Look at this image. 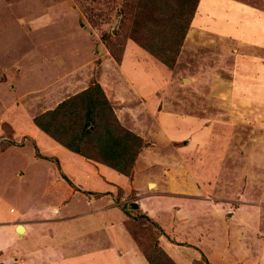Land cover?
Masks as SVG:
<instances>
[{
	"label": "rangeland",
	"instance_id": "obj_1",
	"mask_svg": "<svg viewBox=\"0 0 264 264\" xmlns=\"http://www.w3.org/2000/svg\"><path fill=\"white\" fill-rule=\"evenodd\" d=\"M202 2L198 0L174 65L151 57L158 66L155 113L161 108L159 115L167 116L166 130H173L177 120L189 135L164 144L153 136L145 140L155 142L157 157L168 153L165 147L174 151L176 160L183 157L172 162L191 175V185L205 202L198 212L205 221L198 214L192 219L206 224V234L223 237L222 258L237 257L238 248L232 246L238 240L246 257L233 264H264V0H204L205 7ZM140 4L0 0V198L7 214H15L10 207L16 212L35 207L43 197L40 175L29 156L51 160L32 140L24 145L23 123L35 124V116L89 79L95 81L101 70L115 77L124 56L131 54L139 63L150 57L131 38ZM134 43L146 56L132 49ZM120 96L110 101L113 109L129 104ZM23 219L16 218V227ZM154 232L156 238L161 235L159 228ZM14 246L10 241L0 245V264H22L29 257L27 248L18 247L14 260Z\"/></svg>",
	"mask_w": 264,
	"mask_h": 264
},
{
	"label": "crops",
	"instance_id": "obj_2",
	"mask_svg": "<svg viewBox=\"0 0 264 264\" xmlns=\"http://www.w3.org/2000/svg\"><path fill=\"white\" fill-rule=\"evenodd\" d=\"M131 47L137 54L146 56L137 45ZM130 56H124L118 66L120 73L115 77L105 69L95 78L109 101L124 96L129 104L114 108V112L123 114L124 119L118 117L120 123L145 141L130 175L67 149L33 123L21 126V131H25L24 145L32 140L37 150L51 160L38 159L33 153L29 156L34 171L40 175L43 197L37 206L17 212L10 207L15 214H7L6 202L0 198V245L8 241L15 245L10 255L14 260L19 257L18 247L29 251L22 264H152L146 253L150 248H156L155 254L158 248L163 250L169 260L163 264H233L232 261L246 257L239 252L240 243L235 240L232 249L238 248L237 257L231 256L230 261L222 258L223 237L216 234L217 229L216 235L204 232L207 231L206 224L202 225L205 220H201L198 212L204 210L205 202L200 200L199 189L191 185V175L173 164L176 160L173 150L165 147L168 153L157 157L155 142L153 145V141L146 142L149 136L164 144L189 134L178 128L181 121L177 120L173 130H166L167 116L159 115L161 108L156 109L158 115L155 113L160 101L155 93L158 71L155 58L150 55L139 63ZM104 67L109 66L104 63ZM128 69L131 73L126 72ZM90 80L67 97L88 87L93 82ZM146 145L150 146L149 151ZM142 152L146 158L140 156ZM180 158L182 162L184 159ZM19 174L23 178L24 174ZM201 189L205 192L203 186ZM132 201L137 203V209L129 208ZM193 216L202 222L193 221ZM16 218H24L19 232L14 224ZM113 225L117 228L112 234L109 227ZM155 228L161 230L158 238ZM156 256L152 259L158 262Z\"/></svg>",
	"mask_w": 264,
	"mask_h": 264
},
{
	"label": "trees",
	"instance_id": "obj_3",
	"mask_svg": "<svg viewBox=\"0 0 264 264\" xmlns=\"http://www.w3.org/2000/svg\"><path fill=\"white\" fill-rule=\"evenodd\" d=\"M197 3L198 0H141L131 38L154 58L172 67ZM33 121L67 149L125 175L131 174L144 143L120 123L97 81L35 116ZM155 250L150 248L146 252L152 264L169 261L163 250L158 248V254ZM154 255L158 262L152 259Z\"/></svg>",
	"mask_w": 264,
	"mask_h": 264
},
{
	"label": "water",
	"instance_id": "obj_4",
	"mask_svg": "<svg viewBox=\"0 0 264 264\" xmlns=\"http://www.w3.org/2000/svg\"><path fill=\"white\" fill-rule=\"evenodd\" d=\"M129 208H134V209H137L138 208V205L135 201H132L129 205ZM19 229H22L21 225L18 224L17 225V231L19 232L20 230Z\"/></svg>",
	"mask_w": 264,
	"mask_h": 264
},
{
	"label": "bare ground",
	"instance_id": "obj_5",
	"mask_svg": "<svg viewBox=\"0 0 264 264\" xmlns=\"http://www.w3.org/2000/svg\"><path fill=\"white\" fill-rule=\"evenodd\" d=\"M202 6L205 7V3H204V0L202 2ZM151 186H153V184H150Z\"/></svg>",
	"mask_w": 264,
	"mask_h": 264
}]
</instances>
